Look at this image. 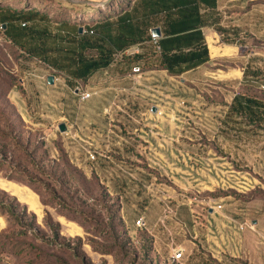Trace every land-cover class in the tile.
Here are the masks:
<instances>
[{
    "label": "crops",
    "instance_id": "1",
    "mask_svg": "<svg viewBox=\"0 0 264 264\" xmlns=\"http://www.w3.org/2000/svg\"><path fill=\"white\" fill-rule=\"evenodd\" d=\"M243 4L199 2L200 15L185 28L178 6L149 18L143 45L128 53L153 47L148 59L156 64L162 51L205 46L208 59L180 75L142 68L143 60L128 73H113V64L105 72L45 73L73 94L71 114L53 126L66 125L56 131L72 162L120 198L132 233L143 217L159 254L173 257L167 241L183 250L176 264H264V198L248 196L264 191V0ZM142 8L137 25L150 12ZM242 32L246 39L237 38Z\"/></svg>",
    "mask_w": 264,
    "mask_h": 264
},
{
    "label": "rangeland",
    "instance_id": "2",
    "mask_svg": "<svg viewBox=\"0 0 264 264\" xmlns=\"http://www.w3.org/2000/svg\"><path fill=\"white\" fill-rule=\"evenodd\" d=\"M242 1L241 7H245L247 0ZM140 3L141 0H0V12L40 11L44 18L20 19L14 25L24 32L46 29V45L57 47L48 57L58 60L54 67L43 58L29 55L7 37L0 21L1 264H176L172 256L163 254L165 250L157 252L154 238L146 229H133L132 233L123 219L120 198L111 195L94 174L72 162L66 142L58 134L59 126L58 130L53 126L71 114L73 94L64 93L61 84H48L45 76L72 73L74 65L67 57L74 54L67 50L74 48L72 37L77 26L92 38L96 30L100 31L98 25L110 26L114 32L119 28L118 15L133 6L143 9ZM103 17L109 19V24H99ZM245 34L237 38L246 39ZM114 58L113 73H128L121 54L116 52ZM69 87L73 89L74 84ZM250 225L251 221L242 227L246 228L244 232ZM54 228H58V240L52 235ZM167 242L163 249L172 250L173 255L177 249H169ZM122 243L127 246L121 252L118 244ZM114 244L118 249L101 252L102 247L113 249ZM147 245L150 248L143 256Z\"/></svg>",
    "mask_w": 264,
    "mask_h": 264
},
{
    "label": "trees",
    "instance_id": "3",
    "mask_svg": "<svg viewBox=\"0 0 264 264\" xmlns=\"http://www.w3.org/2000/svg\"><path fill=\"white\" fill-rule=\"evenodd\" d=\"M211 1L212 0H141L143 6L146 8L149 7L150 9V12H148L147 15H144L143 21L141 22L142 24L137 25V17L135 15L137 7L133 6L131 10L123 11L118 15L117 20L119 22V28H116V30L112 32L109 30L110 26L101 27V25H98V27L100 26V31L98 32L96 30V34L93 38L88 37V35H86L87 33L80 32L81 26H77L76 33L74 37H72L74 39V48H70L67 50L68 52L74 54V57H67L70 58V63L74 65L72 73H95L98 70L107 69L114 63V54L116 52L121 54L124 65H126L125 70L129 71L131 70L133 65H137L142 60L144 62L142 68L146 69L157 67L165 69L169 73L177 75H180L186 70L198 66L208 59V53L205 46L200 44L196 48H194V50L188 53L180 51L178 53H173L170 55L162 51L158 56L160 58H157L158 60L156 61V64L155 62H151L148 59V55H156L153 47H149L145 54L128 53L127 51L133 46L141 47L143 45L145 39L143 38L142 29H145V26H147V24L149 23V18H152L153 15H155V12L164 10L167 12V17H169L170 8L178 6L182 12V17L185 19V21L179 25H182L180 27L185 28L194 26V16L200 15L198 9L199 2L210 4ZM37 16H41L42 18H44L42 15H40V11H34V9H19L14 11H10V9H7L0 12V21L5 26V34L13 42L19 44V46L22 49H25L29 55L43 58L45 61H48L51 65L56 67L58 65L57 58H49L48 56H50V52L52 50H56L55 48L57 47L52 48L46 45V36H48L46 29L39 30L36 28H31L29 29V32H24V29L14 25V23L20 19L33 21L37 18ZM100 20L103 21H101L99 24H109L107 23L109 19H107L106 17H103ZM198 21L200 20L198 19ZM92 34H94L93 31ZM152 44H154L155 46V44H158V41L155 42L154 39H152ZM61 153L63 156H65L62 151ZM94 178L96 180L98 179L96 176H94ZM248 196L264 198V191H252ZM112 220H114V217H112ZM57 229L58 228H54V232L52 233L53 237L56 240L60 239V234ZM113 230L114 229H112V231ZM112 238L116 242L115 234H113ZM112 246L113 249H110V247H102L103 250L101 252L103 254L109 253V251L111 250L113 252V250L118 249V247L122 252L125 250L127 245H125V243H122V245L118 244V247L117 244H114ZM149 248L150 247H148V245L145 246V251L142 254L143 256H146ZM127 254V252H124L125 256ZM131 264H134V261H132Z\"/></svg>",
    "mask_w": 264,
    "mask_h": 264
},
{
    "label": "built area",
    "instance_id": "4",
    "mask_svg": "<svg viewBox=\"0 0 264 264\" xmlns=\"http://www.w3.org/2000/svg\"><path fill=\"white\" fill-rule=\"evenodd\" d=\"M91 33H92V31H91ZM154 41L156 42V39H155V38H154ZM133 70L135 71V70H137V69L134 68ZM89 97H90V93H88V92L83 93L82 96H81V98H82L83 100H86V99H88ZM88 158H89L90 161H95V160H96V155H95V153H93V152H89V153H88ZM135 225H136L138 228H140V229H145V228H146V223H145V220H144L143 217L138 218V219L136 220V222H135ZM172 258H173L174 261H181L182 258H183V250L178 249L177 252H175V253L173 254V257H172Z\"/></svg>",
    "mask_w": 264,
    "mask_h": 264
},
{
    "label": "water",
    "instance_id": "5",
    "mask_svg": "<svg viewBox=\"0 0 264 264\" xmlns=\"http://www.w3.org/2000/svg\"><path fill=\"white\" fill-rule=\"evenodd\" d=\"M80 32H81V29H80ZM151 34H152V37L155 38V39L160 38V36H161L160 29L159 28L153 29L152 32H151ZM47 83L48 84H53L54 83V76H52V75L48 76L47 77ZM59 130L61 132H65L66 131V125L63 124V123L60 124L59 125Z\"/></svg>",
    "mask_w": 264,
    "mask_h": 264
}]
</instances>
